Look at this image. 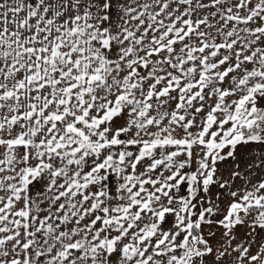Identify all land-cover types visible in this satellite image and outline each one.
<instances>
[{
	"label": "snow or ice",
	"instance_id": "snow-or-ice-1",
	"mask_svg": "<svg viewBox=\"0 0 264 264\" xmlns=\"http://www.w3.org/2000/svg\"><path fill=\"white\" fill-rule=\"evenodd\" d=\"M0 264H264V0H0Z\"/></svg>",
	"mask_w": 264,
	"mask_h": 264
},
{
	"label": "crops",
	"instance_id": "crops-1",
	"mask_svg": "<svg viewBox=\"0 0 264 264\" xmlns=\"http://www.w3.org/2000/svg\"><path fill=\"white\" fill-rule=\"evenodd\" d=\"M241 156L246 155V152L244 150H240ZM243 167V165H242ZM221 168L225 171V174H227V171H230L231 168V161L225 162L224 164L221 165ZM257 179L259 178V175L256 177Z\"/></svg>",
	"mask_w": 264,
	"mask_h": 264
}]
</instances>
